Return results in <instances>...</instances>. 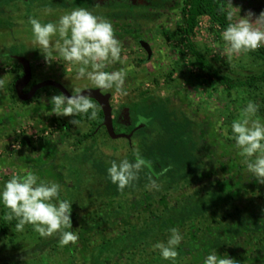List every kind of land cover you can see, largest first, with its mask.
Wrapping results in <instances>:
<instances>
[{"label":"rangeland","instance_id":"obj_1","mask_svg":"<svg viewBox=\"0 0 264 264\" xmlns=\"http://www.w3.org/2000/svg\"><path fill=\"white\" fill-rule=\"evenodd\" d=\"M15 1L8 0L7 13L3 15L12 24L0 28V50L7 54L19 55L15 53L19 51L27 55L34 80H59L72 93L71 80L75 69L60 62H45L40 51L30 43L29 19H41L42 9L45 7L53 9V14L43 17V22L57 20L60 15L75 8H86L94 15L111 22L114 35L121 42L125 66L131 65L132 68L127 73L125 83L128 95L112 93L113 110L121 104L137 101L144 93L171 96L178 109H182L197 123L196 130L199 135L194 150L197 153L201 150L209 162L185 188L174 189L158 196L154 190L151 193L147 187H139L103 205L99 198L93 195L89 197L90 193H94V189L91 192V185L99 186V181L103 179L102 165L99 163L109 162L110 157H115L117 161L125 159L126 152L130 151L127 147L129 144L133 147L131 151L134 147L150 153L156 150L144 148L142 143L139 147L137 138L131 141L127 138L112 139L102 130L98 135L84 140L82 135L91 130V126L85 123L80 127L72 124L70 136L65 137L54 122L59 116L44 114L47 107H51L48 100L60 93L53 87H46L28 104L23 103L15 98L14 88V82L23 72L20 63L3 58L0 60V184L11 179L13 175H22L24 169L34 172L42 180L59 183L60 199L72 202V209L77 212L76 217L72 211V229L69 231H75L78 239L74 245L61 247L58 236L42 238L31 225H27L23 232H14L11 229L4 244L0 240V264H165L158 253L152 254V247L148 244L138 248L136 243L132 251L120 248L116 253L101 256L100 260L98 251L95 250L102 243L107 244V249L116 250L110 241L119 233L126 237L128 230L139 233L145 224L155 226L158 222H155V217L160 214L164 216L165 210L167 215L164 217L172 222L183 237L181 245L185 255L176 259V264H202L204 256L213 251L221 256L227 255L235 264H264V250H255L251 235H246L249 246L241 238L225 250L212 249L211 241L223 230L221 225L215 223L214 218H194L187 223L178 224L170 217L169 209L176 203H181L186 198L192 201L191 198L195 197L194 193L198 189H206L210 184L217 185L229 197L240 194L239 185L247 181L256 186L257 193H264V184L258 183L254 178L247 179L231 138V123L241 118L244 102L235 100L232 104L230 100L237 96L243 99L242 94L233 93L230 96L224 88L197 78V65L184 53L183 46L165 35L173 33L182 23V0H174L170 7L133 10L94 6L95 4L79 5L81 0ZM231 2L234 7L241 8L242 16H246L249 11L258 16L264 11V0ZM221 33L209 18L202 17L194 36L197 47L221 71L239 78L264 70V62L250 55L229 61L222 53L224 44ZM139 39H144L151 45L153 55L150 60H146L148 55L139 44ZM120 67L121 65L115 64L106 70L114 71ZM66 120L71 122L72 118L66 117ZM138 125L143 123L135 124ZM116 130L129 133L127 126H117ZM24 135L30 139L29 146L22 142ZM140 135H145V143L149 144L154 133L142 131ZM79 182L86 190L78 187ZM251 197L262 201L254 195ZM80 202L84 204H75ZM1 209L0 206V214ZM229 220L235 223L236 219ZM228 228L226 225L223 231ZM14 234L17 236L13 237ZM167 234L168 231L160 232L156 239L166 241ZM50 241L52 245L46 244ZM93 253L98 256L94 263L91 260Z\"/></svg>","mask_w":264,"mask_h":264},{"label":"trees","instance_id":"obj_2","mask_svg":"<svg viewBox=\"0 0 264 264\" xmlns=\"http://www.w3.org/2000/svg\"><path fill=\"white\" fill-rule=\"evenodd\" d=\"M173 1L174 0H81L79 5L85 6L95 4L133 10L135 8L144 7H170L173 5ZM182 3V23L180 27H178L173 33H165V35L169 38H173L183 46L184 53L197 65V78L205 79L208 82L224 88L229 92L230 96H232L233 93L242 94L243 99L237 96V98L230 100V102L233 104L235 100H243V105L245 106L249 101H253L259 105L258 116L261 119H264V70L245 77L234 78L221 71L197 47L194 41L196 29L199 20L202 17L209 18L212 23L218 26L219 31L223 32L227 26L226 9L228 6V0H182ZM7 5L8 0H6V7ZM11 24L12 23L7 19L0 20V26H10ZM15 53L24 55L19 51H15ZM248 55L264 62V48H260ZM7 59L15 60L11 54L7 55ZM19 66L22 68L21 65ZM20 76L21 75L18 77ZM15 98L18 99L17 94H15ZM91 100L97 104L99 108L96 120L89 121L84 115L71 117L72 120L79 119L81 123L91 125L89 134L85 133L82 135L84 140L95 136L93 134L95 133V127L98 123L99 127L101 126L99 132L102 130L107 136H109L105 127L102 125L104 118L103 112L99 104L95 100ZM22 102L28 104L30 101ZM174 102L175 101L171 96L162 97L159 95L155 96L150 93H144L137 101L121 104L113 110L115 129L117 126H127L129 133L134 130L136 127L135 124L141 122L140 118L143 117L147 123H143V126L134 132L133 138H137V141L139 140V147L142 143L144 148L149 147L156 151H153V153H150V151H139L143 158L151 162V167L143 168L138 175V179L132 182L123 192L119 191L117 186L112 184L110 179L107 178V168L110 166V162L115 160V157H110L109 162H102L103 164L99 163L102 165L103 179L99 181V186L91 185V192L94 189V193H90V198L93 195V197L95 196V198H99V201L103 205H106L113 198L123 196V194L127 192H133L136 188H146V186L149 185L150 180L156 179L163 168L171 165L166 173L159 175V179H156V182L160 187L158 190L154 191H156L158 196H161L164 193H170L171 190L182 189L185 188L186 185H190L191 181L195 179L197 172H202L204 170V165L208 164L209 160L205 158V154L201 152V150L200 152L198 151L199 153L194 150L197 143V135H199L196 130L198 125L194 120L188 117L182 109H178ZM233 113L234 112H232V114ZM54 122L57 123V126L65 137L70 136L69 133L73 125L70 121L66 120V117H57L54 119ZM116 131L120 132V130ZM142 131L145 133H154V136L150 141L151 143H145V135L139 136ZM22 142L24 145L29 146L26 140L23 139ZM78 142L80 143V141H77V143ZM127 147L130 148V151L126 152L125 158L130 162H134V151H131V148L133 147H131L130 144ZM104 157H106L105 154ZM78 187L82 189L84 188V185L79 182ZM239 188L241 190L240 194L237 196L231 195V197H229L228 194L221 192L219 187L215 184H210L206 189H198L194 193L195 197L191 198L192 201L188 198L182 199L181 203L178 202L170 208V217H173L174 222L177 221L178 224L187 223L194 218L201 220L203 218H205V220L214 218L215 223L221 225L223 230L225 226L228 225L229 228L227 230L219 231L218 235L214 236L213 241H211L212 249L221 248L225 250L229 246L235 245L236 241L241 238H244V244L249 246V240L246 238V235L249 234L252 236L251 242H254L255 250L263 251L264 193H257L256 191L258 189H256V186L250 181L241 183ZM84 189L86 190V188ZM149 191L151 193L154 192L153 190ZM252 195L258 197V199L262 201H256L255 198L251 197ZM246 198H248V203H246ZM201 200H205V202ZM75 204L81 205L84 204V202ZM1 208L0 240L4 244L6 238L9 237L11 229L14 228L16 221H8L6 219L8 210L4 209L2 206ZM73 214L77 217L76 211H73ZM163 214L164 216L167 215L166 210L163 211ZM164 216H162V214L157 215L155 217L156 219H154L156 220L155 222L158 221L157 225L151 226L145 224V227H142L139 233L135 230H128L126 237H123V233H119L112 241H110V244L115 245L116 250L114 251L107 249V244L105 243L96 246L95 250L98 251L99 260L101 256L116 253L120 248H124L125 251H132L136 243L138 244V248H142L147 244L152 246L153 243L158 241L156 239L158 233L169 231V229L174 228L172 222ZM229 218L236 219L235 223H232ZM66 230L69 231L70 229ZM12 236L16 237L17 235L14 234ZM10 240L13 241V238ZM53 242H55V240H53ZM239 242L242 243L241 241ZM46 244L52 245V241L47 242ZM176 250L178 253L176 259L185 255L182 245L178 246ZM157 253L159 254L158 251H152L153 255H156ZM94 254L95 253L92 254L93 257L91 256L92 263L97 262L98 260V256L96 257ZM163 262L165 264H172L171 261Z\"/></svg>","mask_w":264,"mask_h":264},{"label":"clouds","instance_id":"obj_3","mask_svg":"<svg viewBox=\"0 0 264 264\" xmlns=\"http://www.w3.org/2000/svg\"><path fill=\"white\" fill-rule=\"evenodd\" d=\"M53 14V9H42V18H30L31 45L40 51L46 63L60 62L71 66L74 71L72 95H55L48 100L46 115L59 117H79L84 115L89 121L96 120L99 108L85 90H99L100 93L128 95L125 87L127 73L131 65L125 66L122 58L121 42L115 37L113 25L105 18L94 15L86 8H75L60 15L57 20L43 22V17ZM227 26L221 33L224 47L222 53L229 61L247 56L264 48V11L258 16L249 11L241 15V8L234 7L228 0L226 9ZM119 64L118 70L107 71ZM75 82H79L74 83ZM259 105L249 101L242 109L238 120L231 123V138L234 149L241 158L240 163L247 179L254 178L264 184V119L258 116ZM142 123H147L143 117ZM80 127L79 119L71 121ZM135 145V141H133ZM134 162L127 158L113 160L107 168V178L123 192L138 179L143 168L151 167V162L143 158L138 148L133 149ZM171 165L162 169L166 173ZM159 175L156 179H159ZM156 179L150 180L148 190H158ZM61 185L55 181L42 180L32 171L23 170L22 175H13L0 184V206L7 209L6 219L15 220L14 232H23L27 225L42 238L58 236L61 247L75 244L78 236L72 229V202L60 199ZM183 237L178 229L168 231L166 241L152 244L163 261L176 264L177 248ZM202 264H235L227 255L217 251L204 256Z\"/></svg>","mask_w":264,"mask_h":264},{"label":"water","instance_id":"obj_4","mask_svg":"<svg viewBox=\"0 0 264 264\" xmlns=\"http://www.w3.org/2000/svg\"><path fill=\"white\" fill-rule=\"evenodd\" d=\"M23 1L28 2L29 0H23ZM140 45L147 52L148 55L147 60H150L153 55V50L151 45L144 39H140ZM13 58L16 59L23 67V75L19 77L14 84L17 96L20 100L30 101L35 97L36 93L40 89L50 86L59 89V91L66 96H71L73 94L62 83L54 79H46L40 81L34 84L32 88L28 92H26L25 88L32 80L31 62L26 56L23 55H13ZM89 92L91 94L89 98L95 100L99 104L103 112L104 118L102 125L106 128L108 135L112 139H119V138L131 139L134 132L143 126V125L136 126L134 130L131 131L130 133L117 132L114 126L113 106L111 105L112 94L110 92L100 93L99 90H95V89L85 90L84 94H88ZM24 140H26L28 144L30 143V139L27 135H24Z\"/></svg>","mask_w":264,"mask_h":264},{"label":"flooded vegetation","instance_id":"obj_5","mask_svg":"<svg viewBox=\"0 0 264 264\" xmlns=\"http://www.w3.org/2000/svg\"><path fill=\"white\" fill-rule=\"evenodd\" d=\"M0 2H1V4H0V20H3L4 18H3V15H6V0H0ZM5 2V3H4ZM4 3V4H3ZM94 6H96V5H94ZM5 20V19H4ZM5 26H0V28H4ZM139 44H140V39H139ZM142 47V46H141ZM4 52V53H3ZM147 53V52H146ZM7 53L5 52V51H1L0 50V60H2L3 58L4 59H7ZM12 56H13V54H11ZM23 56H26L27 57V55H23ZM28 58V57H27ZM29 59V58H28ZM16 60V59H15ZM146 60H147V58H146ZM21 65V64H20ZM22 66V65H21ZM22 70H23V67H22ZM23 75V73L21 74V76ZM20 76V77H21ZM19 78V77H18ZM17 78V79H18ZM16 79V80H17ZM55 80V79H54ZM43 81V80H42ZM58 82H60V83H62L63 84V82H61V81H59V80H57ZM38 82H40V81H37V80H34L33 79V74H32V80H31V82L26 86V88H25V91L26 92H28L31 88H32V86L34 85V84H36V83H38ZM14 84H15V82H14ZM64 85V84H63ZM65 86V85H64ZM51 87V86H50ZM66 87V86H65ZM14 88H15V85H14ZM53 88H55V87H53ZM67 88V87H66ZM44 89V88H43ZM60 94H61V92L59 91V89H57V88H55ZM40 90H42V89H40ZM39 90V91H40ZM39 91L36 93V95L39 93ZM105 93H107V92H105ZM17 94V93H16ZM112 94V93H111ZM35 95V96H36ZM32 100V99H31ZM30 100V101H31ZM84 123H81V125H83ZM86 124V123H85ZM86 125H88V124H86ZM91 126V125H90ZM101 127V126H100ZM99 123H98V125L95 127V130L97 129V131H95V133L93 134V135H98V133H99ZM104 127V126H103ZM106 129V128H105ZM88 134H89V132H87ZM91 134V133H90ZM92 135V136H93ZM24 138V137H23ZM131 140H133V136H132V138L130 139V141Z\"/></svg>","mask_w":264,"mask_h":264}]
</instances>
